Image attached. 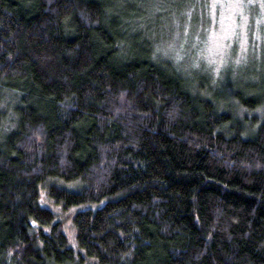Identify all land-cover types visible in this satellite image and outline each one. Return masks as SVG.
<instances>
[{"label": "trees", "instance_id": "16d2710c", "mask_svg": "<svg viewBox=\"0 0 264 264\" xmlns=\"http://www.w3.org/2000/svg\"><path fill=\"white\" fill-rule=\"evenodd\" d=\"M210 7L0 0V264H264V31L229 86L162 51Z\"/></svg>", "mask_w": 264, "mask_h": 264}, {"label": "rangeland", "instance_id": "374dc122", "mask_svg": "<svg viewBox=\"0 0 264 264\" xmlns=\"http://www.w3.org/2000/svg\"><path fill=\"white\" fill-rule=\"evenodd\" d=\"M209 1H211V22L208 24L205 23L206 28L202 31H200V28H202L201 26L197 27L193 33H190L191 35L188 36V38L184 39L185 42L183 41V43L187 45L186 50L190 51V54L186 57V54H184L186 50L181 48L182 40L180 38L178 39L173 33L166 37L165 44H167V47L162 51L164 54L170 56V61L176 64V66L182 65L179 67L183 72L188 73L190 77H194V74H200L208 78L212 87L216 88L220 85L229 86L228 83H234L238 78H241V71L237 68V64L235 63L238 57L246 56V54H248L253 56L252 60L262 61V59L259 58L260 53L258 54L256 52V48L257 44L263 43L262 32L264 31V9H261L258 4L254 7L244 9V15L247 16V22L244 23L241 17L236 15L234 34L226 35L225 32L221 31L220 21L221 14L223 13L224 16H227L228 12L220 7L213 9V0ZM230 24V21L225 20L224 26L229 29V32H232L233 29L229 27ZM213 33L216 35L217 42L224 46L222 52H217L214 45L209 41V37ZM242 43L243 51L241 48ZM169 45H171V47H169ZM209 47L213 48V54L211 56L205 51ZM210 59L214 62L209 63ZM258 70V68L255 69L256 72ZM225 75H228V79L224 78ZM7 98L8 96L6 95L2 97V108L8 109V106L11 104L7 101ZM7 112L9 115L10 111L7 110ZM13 122L14 120L11 122L7 119V127L9 124H13ZM43 201V205H46L52 210L56 209L55 204L52 201H49V198H46ZM61 215L65 218L64 221L67 228L66 234L71 238V214L70 212H62Z\"/></svg>", "mask_w": 264, "mask_h": 264}, {"label": "snow or ice", "instance_id": "6c2138e0", "mask_svg": "<svg viewBox=\"0 0 264 264\" xmlns=\"http://www.w3.org/2000/svg\"><path fill=\"white\" fill-rule=\"evenodd\" d=\"M160 3H163V0H160ZM256 4L260 6L261 9H264V0H213L212 8L215 9L216 7H220L221 9H224L228 12L227 16H224L223 13L221 14V31L225 32L226 35L234 34V26L236 25L235 16L239 15L244 23L247 22V16L244 15V9L249 7H254ZM195 7V5H193ZM160 8L157 6V11H159ZM191 13L189 12V15ZM225 20L230 21L231 24L229 25L230 28H232V32H229V29L226 28ZM209 41L212 45H214L215 50L217 52H222L223 45L218 43L216 40L215 33L211 34L209 37ZM171 47V45H169ZM241 48L243 51V43L241 44ZM205 51L209 53L211 56L213 54V48L209 47ZM244 59L243 56L238 57L235 61L236 64H240L241 61ZM214 62L213 60H209V63ZM198 66V65H197Z\"/></svg>", "mask_w": 264, "mask_h": 264}]
</instances>
